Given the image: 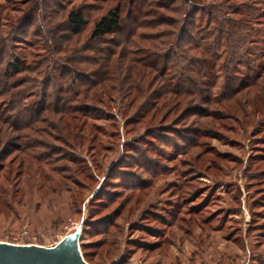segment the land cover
I'll return each instance as SVG.
<instances>
[{"label": "rangeland", "instance_id": "374dc122", "mask_svg": "<svg viewBox=\"0 0 264 264\" xmlns=\"http://www.w3.org/2000/svg\"><path fill=\"white\" fill-rule=\"evenodd\" d=\"M55 1L62 8L52 14L47 3L40 8L42 0H0V41L6 39L8 50L46 73L47 62L57 58L53 25L61 26L70 9L88 7L81 47L94 20L114 5L111 0H49ZM229 3L256 4L264 13V0ZM33 5L28 30L39 34L24 40L19 20ZM200 10L197 17L203 16ZM261 19L258 27L264 30ZM221 83L223 78L215 96ZM41 87L27 90L25 105L39 101ZM48 89L51 93L53 84ZM104 100L106 106L91 112L89 121L44 114L37 134L1 124L0 139L28 135L34 144L18 151L14 146L23 147V141H13L10 156L0 160V242L53 247L79 230L89 264H227V251L236 247L245 249L242 258L264 254L263 108L261 115L253 100L248 107L241 98L216 100L207 107L213 113L209 118L180 122L177 112L162 124L132 125L126 100L115 92ZM47 121L67 127L55 131Z\"/></svg>", "mask_w": 264, "mask_h": 264}, {"label": "trees", "instance_id": "16d2710c", "mask_svg": "<svg viewBox=\"0 0 264 264\" xmlns=\"http://www.w3.org/2000/svg\"><path fill=\"white\" fill-rule=\"evenodd\" d=\"M111 1L114 5L94 20L88 42L81 47L78 39L89 23L88 7L70 9L61 26L53 25V17H49L57 58L47 62L48 73L40 69L42 66L29 64L22 53L8 50L6 39L0 41V135L1 124L37 134L44 114H60L61 120L68 116L92 120L91 112L106 106L104 97L114 92L127 101L132 125L162 124L177 112L180 122L209 118L213 113L207 107L214 101L236 98L244 100L242 105L247 107L253 100L254 111L258 106L263 114L264 30L258 26L263 24L264 13L256 4L234 7L230 0ZM46 3L52 14L62 8L49 0H42L40 8ZM35 7L23 12L19 20L17 30L24 40L38 37L39 31L28 30ZM199 10L203 16L197 17ZM43 20L41 16V30L45 29ZM62 53L68 56L61 57ZM27 74L36 77L29 79ZM219 78L223 83L215 96ZM52 84L54 89L49 93ZM36 85L42 86L41 98L25 105L27 90ZM88 121L84 126H90ZM45 123L55 131L67 127ZM198 134L201 138L202 132ZM11 139L1 137L0 160L10 156L13 141H23V147L13 145L18 151L34 144L28 135ZM64 139L69 143L70 134Z\"/></svg>", "mask_w": 264, "mask_h": 264}, {"label": "water", "instance_id": "95a60500", "mask_svg": "<svg viewBox=\"0 0 264 264\" xmlns=\"http://www.w3.org/2000/svg\"><path fill=\"white\" fill-rule=\"evenodd\" d=\"M80 239L78 230L53 247L0 242V264H89L81 252Z\"/></svg>", "mask_w": 264, "mask_h": 264}, {"label": "crops", "instance_id": "0c3cea01", "mask_svg": "<svg viewBox=\"0 0 264 264\" xmlns=\"http://www.w3.org/2000/svg\"><path fill=\"white\" fill-rule=\"evenodd\" d=\"M244 250L245 249H242V248L237 249V247H236V250L230 251V253H229V251H227L228 252L227 258H225L224 261L227 264H239L240 263L239 259L242 258L241 254ZM247 257L244 256L242 259L248 260L249 264H264V254L261 255L260 257H251V256H249L248 258Z\"/></svg>", "mask_w": 264, "mask_h": 264}, {"label": "built area", "instance_id": "2783aa9c", "mask_svg": "<svg viewBox=\"0 0 264 264\" xmlns=\"http://www.w3.org/2000/svg\"><path fill=\"white\" fill-rule=\"evenodd\" d=\"M239 264H249V261L248 260H242V261H240V263Z\"/></svg>", "mask_w": 264, "mask_h": 264}]
</instances>
